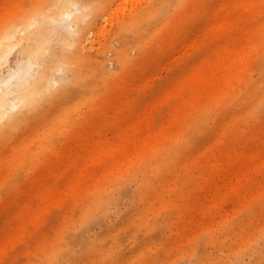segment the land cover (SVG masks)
I'll list each match as a JSON object with an SVG mask.
<instances>
[{
  "label": "rangeland",
  "instance_id": "374dc122",
  "mask_svg": "<svg viewBox=\"0 0 264 264\" xmlns=\"http://www.w3.org/2000/svg\"><path fill=\"white\" fill-rule=\"evenodd\" d=\"M0 43L45 75L0 119V264H264V0H0Z\"/></svg>",
  "mask_w": 264,
  "mask_h": 264
},
{
  "label": "bare ground",
  "instance_id": "6f19581e",
  "mask_svg": "<svg viewBox=\"0 0 264 264\" xmlns=\"http://www.w3.org/2000/svg\"><path fill=\"white\" fill-rule=\"evenodd\" d=\"M75 10H72L66 14L67 21H69V30L73 37L78 35V31L74 28L75 15L81 12V7L75 5ZM89 15H86V17ZM9 41L14 42V45L18 44L21 39L16 37V31H12ZM12 46L6 47L0 43V119L4 116H12L13 111L20 105L11 96L14 93H19L17 96L21 97V100H26L27 95L32 94L38 88H36L37 82L43 79L45 76L41 71L42 65L40 62L27 61L18 68L9 71L2 70L4 64L9 60V55L12 52Z\"/></svg>",
  "mask_w": 264,
  "mask_h": 264
}]
</instances>
